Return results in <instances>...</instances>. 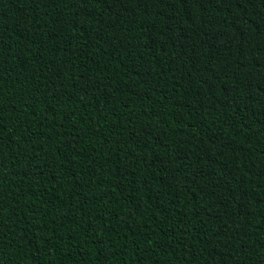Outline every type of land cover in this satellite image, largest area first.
Listing matches in <instances>:
<instances>
[{
    "label": "trees",
    "instance_id": "obj_1",
    "mask_svg": "<svg viewBox=\"0 0 264 264\" xmlns=\"http://www.w3.org/2000/svg\"><path fill=\"white\" fill-rule=\"evenodd\" d=\"M0 264H264V0H0Z\"/></svg>",
    "mask_w": 264,
    "mask_h": 264
}]
</instances>
